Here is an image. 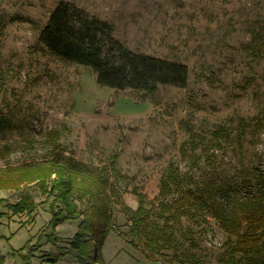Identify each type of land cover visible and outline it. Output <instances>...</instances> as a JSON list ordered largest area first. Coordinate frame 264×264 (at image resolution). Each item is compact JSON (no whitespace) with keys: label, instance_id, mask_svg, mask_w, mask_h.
<instances>
[{"label":"rangeland","instance_id":"rangeland-1","mask_svg":"<svg viewBox=\"0 0 264 264\" xmlns=\"http://www.w3.org/2000/svg\"><path fill=\"white\" fill-rule=\"evenodd\" d=\"M59 1L0 0V167L54 155L72 157L92 172L104 167L115 227L102 256L110 264H178L171 251L147 259L127 244L128 207L135 209L143 194L153 219L151 204L168 163L186 170L179 149L188 129L209 144L217 126L227 127L215 146L217 167L234 181L237 195L256 189L254 178L264 173V0H65L110 23L132 51L186 64L185 86L152 91L100 86L90 67L49 51L38 36ZM0 196L7 212L0 210V218L8 221L0 226L4 264H37L33 255L42 247L65 245L50 237L66 240L80 223L53 226L37 193L31 215L8 208L18 200L14 189H0ZM175 227L189 262L225 264L227 234L213 217L199 223L182 218ZM24 246L27 258L18 251ZM70 261L76 263L70 255L58 260ZM235 261L247 264L240 253Z\"/></svg>","mask_w":264,"mask_h":264},{"label":"trees","instance_id":"trees-1","mask_svg":"<svg viewBox=\"0 0 264 264\" xmlns=\"http://www.w3.org/2000/svg\"><path fill=\"white\" fill-rule=\"evenodd\" d=\"M38 40L60 58L90 67L100 86L152 91L158 85L183 87L187 83L186 64L132 51L114 36L110 23L90 16L69 1L60 0L51 10ZM228 133L224 125L217 126L212 131L214 141L207 144L200 134L188 129V138L179 149L186 170L174 161L168 163L151 204L153 219L147 218L149 210L143 194L135 209L128 207L127 244L147 259L171 251L176 263L193 264L179 251L182 243L175 224L182 218L199 223L210 216L227 234L225 264L236 263L239 253L247 264H264V173L254 178L256 189L247 190L249 181L243 180L246 193H235L234 181L219 171L215 158V146L220 147ZM106 184L104 167L92 172L72 157L62 161L54 155L33 164L0 167V189L17 191V203H6L9 209L16 213L27 210L31 215L37 193L44 196L53 226L80 219L77 230L66 240L56 235L49 238L53 244H65L41 255L50 263L70 255L77 264H107L101 246L115 225L112 193ZM170 196L174 198L169 200ZM192 234L188 229L186 235ZM26 247L18 250L23 258L28 257ZM0 264H4V256H0Z\"/></svg>","mask_w":264,"mask_h":264},{"label":"crops","instance_id":"crops-1","mask_svg":"<svg viewBox=\"0 0 264 264\" xmlns=\"http://www.w3.org/2000/svg\"><path fill=\"white\" fill-rule=\"evenodd\" d=\"M4 197L5 196H0V199H4ZM4 205H5V203H2L1 205H0V210H2V212H4V213H7L6 212V210H5V207H4ZM7 219L6 218H4V219H1L0 218V226H2L5 222H6V224H8V221H6ZM5 221V222H4ZM58 230V228L56 229V231ZM58 232V231H57ZM67 236V235H66ZM48 245H46V247H47ZM41 250H44V252H40L41 254L40 255H33V257H34V259H36V262H37V264H52V263H48V261H46V260H44V259H42L41 258V255H43V254H45L46 252H48V251H51V250H54V247H53V245H51L50 243H49V246L47 247V248H45V247H42V249ZM103 258H104V260H105V262L107 263V264H110V260H108V257H106L104 254H103ZM71 262V264H76V263H73L72 261H70ZM6 264H18V262H17V260L16 259H12V260H10V259H7V262H6ZM53 264H59V262H56V263H53Z\"/></svg>","mask_w":264,"mask_h":264}]
</instances>
